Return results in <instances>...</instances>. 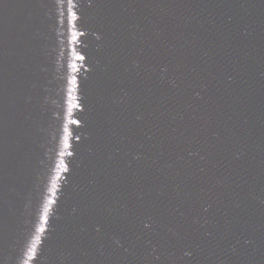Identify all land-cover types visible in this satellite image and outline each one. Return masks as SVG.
I'll use <instances>...</instances> for the list:
<instances>
[{"label": "water", "instance_id": "water-1", "mask_svg": "<svg viewBox=\"0 0 264 264\" xmlns=\"http://www.w3.org/2000/svg\"><path fill=\"white\" fill-rule=\"evenodd\" d=\"M0 264H4L3 259H2V255H1V251H0Z\"/></svg>", "mask_w": 264, "mask_h": 264}]
</instances>
